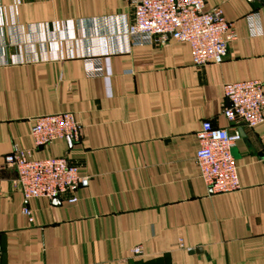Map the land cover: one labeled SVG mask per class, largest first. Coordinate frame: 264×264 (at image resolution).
I'll use <instances>...</instances> for the list:
<instances>
[{"label": "crops", "instance_id": "crops-1", "mask_svg": "<svg viewBox=\"0 0 264 264\" xmlns=\"http://www.w3.org/2000/svg\"><path fill=\"white\" fill-rule=\"evenodd\" d=\"M213 8L236 40L219 65L194 68L185 43L128 47L129 0H0V264H264V122L221 115L223 84L264 92V0H205ZM84 57L101 77H86ZM63 112L80 141L35 148L30 119ZM203 121L240 133L236 192L210 194L198 176ZM13 146L76 166L88 178L77 201H24L2 167Z\"/></svg>", "mask_w": 264, "mask_h": 264}, {"label": "built area", "instance_id": "built-area-1", "mask_svg": "<svg viewBox=\"0 0 264 264\" xmlns=\"http://www.w3.org/2000/svg\"><path fill=\"white\" fill-rule=\"evenodd\" d=\"M250 2L251 0H245ZM131 18L124 26L128 47L166 45L169 41L189 47L194 68L219 65L225 58L227 44L236 40L232 24L219 8L205 10V0H129ZM248 32L258 34L255 14L246 16ZM86 77H101L99 58L83 59ZM223 99L227 103L221 115L232 125L252 129L264 122V92L257 80L225 83ZM82 127L70 112L55 113L30 119L29 137L35 148L45 147L59 139L78 143ZM197 148L193 161L198 176L210 194L236 192L240 189L231 149L240 140L234 127H215L203 121L194 133ZM2 167L14 173L12 184L24 201L28 199L64 200L74 204L75 192L85 188L88 178L78 174L76 166L63 157L33 160L30 152L13 146L3 157ZM1 168V167H0ZM21 212L30 221V211ZM130 253L141 257L139 246Z\"/></svg>", "mask_w": 264, "mask_h": 264}]
</instances>
